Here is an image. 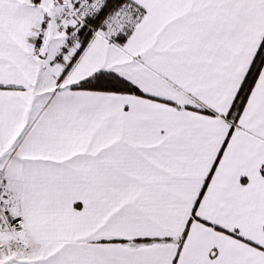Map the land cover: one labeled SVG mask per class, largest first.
<instances>
[{
	"label": "snow or ice",
	"instance_id": "1",
	"mask_svg": "<svg viewBox=\"0 0 264 264\" xmlns=\"http://www.w3.org/2000/svg\"><path fill=\"white\" fill-rule=\"evenodd\" d=\"M0 264H264V0H0Z\"/></svg>",
	"mask_w": 264,
	"mask_h": 264
}]
</instances>
